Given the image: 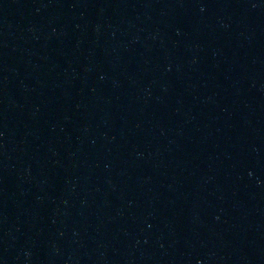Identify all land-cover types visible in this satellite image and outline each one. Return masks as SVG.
Masks as SVG:
<instances>
[{
	"label": "water",
	"instance_id": "1",
	"mask_svg": "<svg viewBox=\"0 0 264 264\" xmlns=\"http://www.w3.org/2000/svg\"><path fill=\"white\" fill-rule=\"evenodd\" d=\"M9 264H264V0H23Z\"/></svg>",
	"mask_w": 264,
	"mask_h": 264
}]
</instances>
